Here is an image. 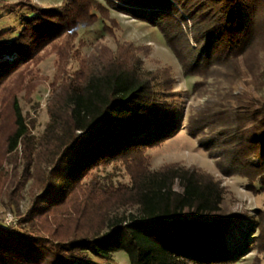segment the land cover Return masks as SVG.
I'll return each mask as SVG.
<instances>
[{
  "label": "trees",
  "instance_id": "16d2710c",
  "mask_svg": "<svg viewBox=\"0 0 264 264\" xmlns=\"http://www.w3.org/2000/svg\"><path fill=\"white\" fill-rule=\"evenodd\" d=\"M114 1L155 26L182 75L197 79L192 93L204 102L189 112L188 135L222 177L264 193V0ZM13 9L23 12L21 29L11 41L0 31V201L17 221L0 222V264L110 263L118 252L128 264H233L249 250L261 264L264 210L237 224L246 229L230 245L236 219L222 213L220 180L181 163L150 167L146 152L179 128L168 103L171 69L144 70L141 48L127 41L114 50L97 41L82 58L79 30L113 23L97 0L50 8L0 1V14ZM52 53L48 121L36 136L17 96L29 98L45 80L36 67ZM110 166L128 182L105 185L100 173ZM203 225L216 234L202 233Z\"/></svg>",
  "mask_w": 264,
  "mask_h": 264
},
{
  "label": "rangeland",
  "instance_id": "374dc122",
  "mask_svg": "<svg viewBox=\"0 0 264 264\" xmlns=\"http://www.w3.org/2000/svg\"><path fill=\"white\" fill-rule=\"evenodd\" d=\"M9 3H15L18 0H0ZM41 7L50 8L54 6H62L65 0H30ZM109 11V17L113 23L103 22L99 20L91 28L80 29L77 41H82L85 46L81 49V57L88 56L97 41L105 44L111 50L115 49V41L131 42L135 47L141 48L139 58L142 62L144 70L153 71L159 68L168 67L171 69L173 79L172 98L168 99V103L173 106L176 115L179 118V128L177 132L169 139L165 140L159 147L149 149L146 154L150 158V167L156 169L165 163H181L189 167L195 166L213 175L220 180L221 185L226 188V194L221 205L224 215H233L236 219L231 230H229L228 242L238 243L242 239L243 231L246 225L239 229V223H246L254 217L256 210H264V193L254 196L246 189V181L239 177H222L215 166L213 159L197 145L196 139L190 137L185 130V124L190 110L203 104L204 99L198 98L192 93V86L197 81L196 78L184 77L181 73L180 65L177 63L172 53L164 44V41L153 25L139 21L126 13L118 11L114 6L110 5L108 0H97ZM114 1V0H112ZM115 2V1H114ZM116 4H119L116 2ZM122 6V5H120ZM23 12L18 9L3 11L0 14V31L7 30V41H11L22 27L20 16ZM103 23L110 26V32L102 29ZM114 34V38L109 33ZM36 69L39 74L45 78L41 84L37 85L29 98L26 97L24 90L18 93L19 106L24 115L35 121L33 133L39 136L47 121L46 104L50 96V83L56 71L55 54H49L48 57L41 62ZM70 69L72 71L78 69L76 63H72ZM27 99H30L29 101ZM100 179L105 185L117 186L121 183H127L128 177L120 166H110L100 173ZM29 204V199L25 195L20 205V210L24 211ZM17 217L13 212L5 208L0 201V222L8 227L15 224ZM185 225L180 221V225L175 227L178 230ZM186 228L191 233L194 232L195 226ZM202 233L216 234L215 228L211 225L201 226ZM255 251L249 252L238 262L233 264H254ZM92 264H128L126 256L123 253H115L110 263H102L91 258ZM264 264V260L261 262Z\"/></svg>",
  "mask_w": 264,
  "mask_h": 264
}]
</instances>
